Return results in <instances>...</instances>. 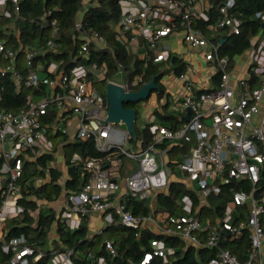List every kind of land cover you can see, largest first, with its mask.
Masks as SVG:
<instances>
[{"label": "built area", "instance_id": "1", "mask_svg": "<svg viewBox=\"0 0 264 264\" xmlns=\"http://www.w3.org/2000/svg\"><path fill=\"white\" fill-rule=\"evenodd\" d=\"M127 3L136 11H125L120 21L119 38L129 43L142 38L149 50L144 58L153 65H163L171 53L167 39L183 32L185 45L192 49H200L212 76H218L217 87L197 86L188 73L178 75L183 89L175 99L169 101L165 96L161 99L163 106H168L178 115L181 124L177 128L159 124L156 118H150L152 138L150 143L140 152L128 150L126 145L133 136L125 129L111 123H103L107 118L109 104L101 92L94 89L88 73L102 78L105 68L84 69L78 67L71 76L60 73L56 78L43 77L34 69L38 52L29 47L24 48L27 74L17 66L19 53L9 48L0 40V77L10 76L16 83L25 87L40 89L45 83L52 91L43 96L30 97L25 101V108L18 113L0 111V175L6 184L0 188V223L7 216L3 206L9 201L15 204L22 196L19 183L23 175L25 161L37 160L46 150V119L52 115V109L60 111L68 109L78 119L77 138L82 141H93L99 152L107 153L105 157L75 156L73 162L83 165L89 176L88 182L80 191L67 194L68 213L64 222L71 230L79 228L85 216L92 212L107 213L110 223L123 225L132 229H142L146 218L135 216L124 205H115L113 197L119 184L116 181L117 170L122 166V159L137 161L138 169L126 179L130 196L141 200L149 198L153 190L166 186V175L156 160V148L161 144L184 146L194 144L182 161H177L179 170L193 183L200 194L201 204L205 206L210 197L219 196L223 186L237 182H249V191L233 190V197L228 204L225 216L217 226L204 223L194 214L169 216L172 226L170 234L178 236L186 242L198 246L215 248L219 246L221 234L228 232L235 239L248 232L250 246L247 258L242 261L230 250H221L218 257L210 264H264V188H260L264 173V63L256 51L251 58L250 67L253 74L233 79L232 61L222 53L221 46L227 35L241 33V21L234 9L235 0H225L218 7V18L205 31L196 28L195 22L200 19L209 20L206 14L197 10L199 0H118ZM90 0H84L87 7ZM11 5L15 13L20 12V0H0V21L8 13ZM264 23V11L257 14ZM164 23L158 26L157 21ZM177 21L181 22L182 30ZM52 36L47 41L50 49L56 48L55 37L58 34L56 21L51 22ZM77 28L81 29L80 22ZM96 43L105 46L103 37L97 33L92 35ZM264 48V38L260 49ZM88 44L83 46L88 52ZM119 72L125 77L120 84L127 92L139 91L146 83L144 75L137 74L132 79L126 77L122 64H118ZM56 70V67L53 66ZM168 68L164 73L170 71ZM50 70V69H49ZM55 73V71H52ZM259 77L260 84L253 86L251 80ZM108 82V83H109ZM191 109L190 119H183ZM63 115V114H62ZM54 118L58 122L63 117ZM56 131H63L61 125ZM116 159H113V157ZM42 180H37V187ZM247 206L248 217L238 222L237 208ZM205 235L203 243L201 236ZM106 251L117 256L113 241L106 240ZM153 250L145 255L141 264H149L154 257L167 261V248L159 240L151 241ZM75 250L66 247L61 251L49 254L48 264H75L72 260ZM48 254L37 251L34 244L25 237L12 238L2 242L0 239V264H32ZM4 256H8L3 261ZM97 264H108L104 258Z\"/></svg>", "mask_w": 264, "mask_h": 264}, {"label": "trees", "instance_id": "2", "mask_svg": "<svg viewBox=\"0 0 264 264\" xmlns=\"http://www.w3.org/2000/svg\"><path fill=\"white\" fill-rule=\"evenodd\" d=\"M225 0H216V8ZM234 12L241 21V33L239 35H226L221 46L222 53L231 61L241 56L252 47L253 39L262 32L264 23L257 18L259 12L264 11V0H235ZM84 0H20V12L15 13L10 8V16H5L0 21V40L21 55L24 48L38 52L34 69L44 72L50 78L64 73L71 76L78 67L84 69L105 68L104 79L95 82L96 77L89 72V80L96 89L102 92L105 102L106 88L119 72L118 64H122L127 76L144 75L145 82H149L153 76L159 74L158 66L151 62L141 60L128 49V42L119 38L118 27L123 16L122 8L118 0H90L87 7ZM84 11L81 19V29L77 28L78 16ZM213 14L209 20L200 19L195 22L196 28L205 31L212 24ZM56 21L58 34L55 37L56 48L47 46L48 39L52 36L51 22ZM97 33L103 37L106 45L100 46L92 35ZM88 44V52H84L83 46ZM177 74L185 72L187 64L178 56L171 55ZM52 64L57 65L56 73L49 70ZM27 74V69L23 71ZM159 79V78H158ZM159 83V80H157ZM30 93L43 96L48 93L46 84H41L40 89L27 87L26 91H18L16 82L8 75L0 77V111L18 113L25 107L26 96ZM133 108V104L126 105ZM54 112V111H52ZM53 114V113H52ZM53 120V116L49 118ZM139 135V127L136 126ZM145 144L151 141V132L146 129L143 132ZM74 153L83 157H105L107 153L99 152L93 141H78L73 146L67 165L69 178L63 184L60 183L62 173L52 167L53 155L43 154L36 161H28L24 164L23 175L19 181L22 186V196L18 200L21 212L13 218L5 220L6 241L12 238L25 237L34 243L37 251H47L49 233L56 221V214L51 209L41 207L40 203L54 202L60 198L64 191L70 193L80 191L88 182L89 176L84 171L83 165L71 161ZM0 161V167H1ZM50 175L47 181V175ZM42 180L41 186L37 187L36 181ZM244 182L233 181L227 190L219 196L210 197L209 201L213 209L208 215L213 218L224 217L227 203L231 200L233 190L240 187ZM260 188H264V173ZM245 188L249 189V182H245ZM237 189V190H238ZM236 190V191H237ZM182 188L172 186L169 194H161L158 198L160 209L171 215L182 212L180 203ZM197 201L196 198H194ZM1 200V198H0ZM126 209L135 216L144 218L151 214V209L146 200L136 197H128ZM243 218L247 219V208H241ZM213 211V212H212ZM215 211V212H214ZM181 215V214H180ZM88 216L83 218L81 226L71 230L59 225V233L63 243L75 250L72 260L75 264H97L104 258L108 264H141L145 255L153 250L151 241L161 240L168 243L175 250L174 254H168L170 264H210L212 259L218 257L221 250H230L244 260L245 253L250 246L248 232L243 236L233 239L228 232L221 234L218 247L209 248L189 247L186 249L183 241L175 236H162L148 230L132 229L114 223L95 238H88ZM113 241L117 256L112 257L105 249V241ZM8 256H4L6 261ZM49 254L38 262L32 264H48ZM149 264H163V258L154 257Z\"/></svg>", "mask_w": 264, "mask_h": 264}, {"label": "crops", "instance_id": "3", "mask_svg": "<svg viewBox=\"0 0 264 264\" xmlns=\"http://www.w3.org/2000/svg\"><path fill=\"white\" fill-rule=\"evenodd\" d=\"M216 0H199L196 4V8L198 11H200L203 14H206L208 17L213 14L214 18L213 21H216L218 18V8L215 4ZM122 8V12L125 11H133L135 12L136 9L127 3L120 4ZM10 8H13L11 5L8 6L7 10L8 13L6 16H10ZM85 8V7H84ZM82 11L78 16V22H81V19L83 17ZM158 26H161L164 21L158 20L157 21ZM178 25L180 26V30H182L181 22L177 21ZM118 31L120 34V26L118 27ZM183 32L178 33L177 35H173L167 39V44L170 46L171 53L169 55V59L166 63L163 65H158L159 74L161 69L164 67V71L161 75L158 76L160 87L162 90L159 91H153L157 93V96L152 98V94L150 95V98L146 101H141L140 103L134 105L133 108H136L138 111V117H139V108L141 109L144 117L147 119V122L144 123L143 127H139L138 123L136 126L139 127V135L137 139H134L129 141L126 145V148L131 151L140 152L143 148H145L148 144H145L143 140V132L146 129H149L152 135V129H151V123L150 118L153 117L156 118V121L159 124L171 126L173 128H177L180 126L181 121L178 119V115L176 113H173L171 109H168V106H163L161 104V99L165 96L169 99V101H172L175 99V95H178L183 89L182 83L178 79L177 71L175 69L174 64L171 62V55L178 56L179 58L183 59V61L187 64L186 67V73L191 77L192 81L197 86H205L208 88H214L217 87L220 83V79L218 76L214 77L211 75L209 69L207 68V65L205 63V60L202 55V51L200 49H192L185 45L183 41ZM264 33L262 32L260 35H258L255 39H253L252 47L247 50L244 54L241 56L236 57L232 61V74L233 79L236 80L238 78L247 76L248 74L252 75L253 71L250 67V61L252 58V55L258 51L260 54L261 60L264 63V48L260 49L261 42L263 41ZM128 49L132 52H134L139 59L145 60L144 58L149 54V50L147 48V45L145 41L140 38L136 39L134 42L129 43ZM168 65L171 67L170 71L167 73H164L165 70L168 68ZM17 68L23 72L25 70V58L24 54L18 55V60L16 63ZM53 66L56 67V70L53 69ZM50 71H57V65L52 64L50 66ZM99 70L102 68H98ZM24 73V72H23ZM43 77H48L44 72H40ZM60 74H58L56 77H58ZM94 75V74H93ZM105 75V74H104ZM118 75H122L120 72L115 75L117 77ZM96 77V81L103 80L105 76L100 78L97 75H94ZM123 76V75H122ZM55 77V78H56ZM115 77L111 81H115ZM124 77V76H123ZM127 77V74H126ZM50 78V77H49ZM53 79V78H50ZM125 79V77H124ZM260 78L255 77L251 80V84L253 86H258L260 84ZM18 86V91H26L27 87L20 85L19 83H16ZM93 88L95 86L92 84ZM47 91H52L50 87H46ZM98 90V89H96ZM101 92L100 90H98ZM102 93V92H101ZM39 95L30 93L26 96L27 98L30 97H37ZM25 108V107H24ZM23 108V109H24ZM52 112L54 115V118H57V116L63 117V121L58 122V120H50L49 118L46 119V125H47V133H46V150L44 154H50L53 155L54 161L52 162V167L54 169L59 170L62 173L60 183L64 185L66 180L69 178V170L67 165V159H69V154L71 153V150L76 142L81 141L77 138V131H78V119L74 118L71 114V112L66 109L64 111H60L58 108L52 109ZM138 121V120H137ZM61 125L63 128V131H56L55 126ZM71 129V130H70ZM68 130H70V134H68ZM152 138V136H151ZM192 144H186L184 146L180 145H174V144H161L158 145L156 148V160L160 167V170L164 171V174L166 175V186L156 188L152 191L149 198L146 199L150 209L151 214L149 216H146V222L143 226V230L151 231L158 235H164V236H175L170 234L169 229L172 228V226L168 222L169 216H183L188 214H194L201 218V220L206 223H211L213 226H217L219 224V221L222 219L219 216H216L213 218V215H208V212L210 209H213L212 204L210 201L203 206L201 204L200 194L197 192L194 188L193 183L190 181V179L183 174L179 168L176 165L177 161H182L188 154L190 148L192 147ZM128 146V147H127ZM78 153H74L72 157L70 158L73 162V158L75 156H78ZM81 156V155H79ZM122 159V166L119 170H117L116 175V181L119 184V189L116 193V195L113 197V202L115 205H124L126 206L125 202L128 197H131L128 188L126 185V179L134 173L138 167L139 164L137 161L126 159L124 157H119ZM113 159H116L114 156ZM28 161H36L34 159L28 160ZM28 161H25L28 162ZM58 162L60 163V166H57ZM50 175L48 173L47 175V181H49ZM37 182V181H36ZM6 184V179L4 176L0 175V188ZM243 184V183H242ZM179 186L182 188V192H180V203L182 212L179 214L171 215L168 212L162 211L160 208V204L158 201V198L161 194H169L172 186ZM244 184L240 187L241 189H245L246 191H249V189L244 187ZM228 185L223 186V191L227 190ZM238 188H236L237 190ZM239 190V189H238ZM70 192L64 191L60 198L54 202H41V207L45 209H51L56 214V221L53 224V227L49 233L48 240H47V251H42L45 254H51L54 251H61L65 249L67 246L63 243L61 239V235L59 233V225L65 226L68 228L64 222L65 215L68 213V208L66 206L67 202V194ZM231 200L227 203H231ZM197 201H195V199ZM247 208V206H244ZM243 207L237 208V216H238V222L242 220H246L243 218V212L241 210ZM227 209V207H226ZM129 211V210H128ZM3 212L7 216V219L16 217L20 212L21 209L18 207V203H14L13 201H9L5 206H3ZM131 212V211H130ZM213 212V211H212ZM215 212V211H214ZM247 217H248V208H247ZM181 214V215H180ZM225 216V215H224ZM88 238L92 239L95 238L97 235L103 234L105 230L108 229V227L111 226L110 223V216L107 213H99V212H92L90 215H88ZM95 218V221L93 220ZM83 221V220H82ZM81 221V224H82ZM80 224V225H81ZM70 229V228H68ZM78 229V228H77ZM76 230V229H74ZM6 229H5V222L0 223V239L2 242L6 241ZM178 237V236H175ZM181 239V238H180ZM186 247H196L197 249H200L201 247H205L204 245L198 246L193 243H189L181 239ZM201 240L204 243L206 240V236L202 235ZM165 247L167 248L168 254H174L175 250L171 248V246L164 242L159 240ZM33 243V242H32ZM34 244V243H33ZM263 252H264V244H263ZM238 256V255H237ZM239 257V256H238ZM247 258V252L245 253V258L242 261H245ZM164 261V259H163ZM167 261L170 264L169 257L167 256ZM49 262H51V257ZM48 262V263H49Z\"/></svg>", "mask_w": 264, "mask_h": 264}, {"label": "water", "instance_id": "4", "mask_svg": "<svg viewBox=\"0 0 264 264\" xmlns=\"http://www.w3.org/2000/svg\"><path fill=\"white\" fill-rule=\"evenodd\" d=\"M264 26V25H263ZM225 41H223L224 43ZM165 68V67H164ZM161 69V75L164 71ZM153 76L139 91L127 92L120 84L109 82L106 88V97L109 108L106 120L103 123H111L114 125H124L126 131L130 133L134 139L138 138L136 129L138 120V111L136 108H127L126 105H136L141 101H146L150 98L153 91H161L162 88L157 83L158 76ZM192 110H188V115L183 119L187 122L190 119Z\"/></svg>", "mask_w": 264, "mask_h": 264}, {"label": "rangeland", "instance_id": "5", "mask_svg": "<svg viewBox=\"0 0 264 264\" xmlns=\"http://www.w3.org/2000/svg\"><path fill=\"white\" fill-rule=\"evenodd\" d=\"M128 74H129V73L127 72V75H128ZM127 78H128V76H127ZM123 81H124V77H123L122 75H118L117 77H115V82H120V83H121V82H123ZM95 82H96V80H95ZM155 96H157V93H156V92H153V94H152V98H154ZM138 110H139V117H138V121H137V123H138V126H139V127H143V126H144V123L147 122V119L144 117V115H143L141 109L139 108ZM118 127L121 128V129H125V126H124V125H118ZM70 130H71V129H70ZM70 130H68V134L71 133ZM127 147H128V146H127ZM57 166H60V163H59V162H58ZM93 220L95 221V218H94Z\"/></svg>", "mask_w": 264, "mask_h": 264}]
</instances>
